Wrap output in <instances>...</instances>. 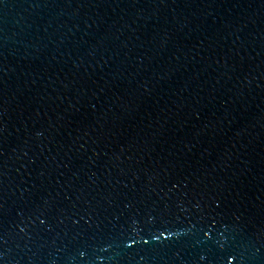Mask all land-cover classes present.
<instances>
[{
    "label": "water",
    "instance_id": "obj_1",
    "mask_svg": "<svg viewBox=\"0 0 264 264\" xmlns=\"http://www.w3.org/2000/svg\"><path fill=\"white\" fill-rule=\"evenodd\" d=\"M0 264H264V0H0Z\"/></svg>",
    "mask_w": 264,
    "mask_h": 264
}]
</instances>
